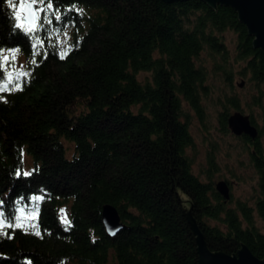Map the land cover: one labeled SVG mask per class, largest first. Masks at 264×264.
Returning a JSON list of instances; mask_svg holds the SVG:
<instances>
[{"label":"trees","instance_id":"1","mask_svg":"<svg viewBox=\"0 0 264 264\" xmlns=\"http://www.w3.org/2000/svg\"><path fill=\"white\" fill-rule=\"evenodd\" d=\"M20 2L0 0V211L8 223L22 216V227L0 228V264H199L175 188L192 203L211 253L236 255L241 244L263 261L264 120L254 141L242 137L258 176L252 205L229 207L210 179L193 174L187 154L193 137L185 106L201 119L208 96L203 53L226 69L229 86L236 64L238 76L264 84V50L253 47L236 11L203 0H53L67 27L41 21L25 35L15 27ZM227 32L237 40L234 59ZM14 49L29 75L10 81L13 62L3 57ZM230 109L241 110L236 99L219 114L226 131ZM105 204L125 225L113 238L101 220ZM37 206L36 227L25 225Z\"/></svg>","mask_w":264,"mask_h":264},{"label":"rangeland","instance_id":"2","mask_svg":"<svg viewBox=\"0 0 264 264\" xmlns=\"http://www.w3.org/2000/svg\"><path fill=\"white\" fill-rule=\"evenodd\" d=\"M236 42V37L232 33L227 32L225 34V43L231 59L235 57ZM15 55L16 59H12L13 65L8 71L12 75L22 77L26 62L19 53ZM200 62L208 71L206 83L208 96L202 97V118L197 117L189 107L185 106L190 116L189 129L193 137V147L187 150L188 156L193 161V174L202 181H209L208 179H210L214 185L220 181L226 182L231 194L229 207H234L237 201L252 205L253 199L258 194V176L250 156L252 148L242 140L243 135L240 137L233 135L228 128V124L227 131L222 128L219 123V114L223 111V106L227 105V102L236 99L241 110L230 109L229 116L235 112L248 116L251 125H255L256 127H254L260 130L264 120V84L255 86L249 83L248 76L245 78L238 76L237 73L240 68L235 63L233 83L232 86H229L224 78V70L226 69L216 67L215 60L206 52L201 55ZM231 62L234 63V61ZM217 63L220 62L217 61ZM219 68H221V71H218ZM144 77L150 79L148 74L139 76L140 79ZM240 84H242L241 87ZM258 98L260 104L256 105L255 102ZM252 121H254V125ZM259 142L264 152V138L259 137ZM67 147L72 152L73 147L69 145ZM210 162H212V166L209 165ZM27 166H30L28 159ZM26 217L28 219L25 221V225H35L33 219L29 216ZM256 222L258 226H262L260 220L256 219Z\"/></svg>","mask_w":264,"mask_h":264},{"label":"water","instance_id":"3","mask_svg":"<svg viewBox=\"0 0 264 264\" xmlns=\"http://www.w3.org/2000/svg\"><path fill=\"white\" fill-rule=\"evenodd\" d=\"M164 3H174L185 0H161ZM209 6L215 9L216 4L231 7L238 14L239 21L247 28L248 34L254 37L253 47L264 50V0H203ZM27 27V23H25ZM240 87L242 84L239 85ZM230 132L237 136H247L254 141L258 137L257 129L251 125L248 116L242 115L239 112L233 113L227 120ZM176 193L178 200L183 208V213L187 218L189 227L195 236L197 243V253L199 257V264H264L240 244L241 249L237 251L236 255H226L219 252L211 253L205 246L204 241L199 233L195 221L191 217L190 208L192 203L183 195L178 189ZM216 192L223 198L224 202L231 199L230 189L226 182L220 181L215 185ZM62 214V213H61ZM101 220L106 234L109 237H115L122 230L125 225L121 222L120 216L116 208L110 204H105L101 210ZM115 232L113 235L112 233Z\"/></svg>","mask_w":264,"mask_h":264},{"label":"snow or ice","instance_id":"4","mask_svg":"<svg viewBox=\"0 0 264 264\" xmlns=\"http://www.w3.org/2000/svg\"><path fill=\"white\" fill-rule=\"evenodd\" d=\"M46 5V7H44ZM10 6H13L11 4L10 0ZM57 6L54 4L53 0H21L19 3V6L17 10L14 13V19L16 20L15 27L17 29H22L25 32V35H30L31 33H34L36 31H39L42 27L43 24H48L52 25L54 22L59 24V23H64L65 28L67 27V21L64 20V18L59 14L58 11H56ZM46 9L52 10V16L49 17L48 15H41L46 11ZM43 21V24L41 23ZM25 23H27V28H25ZM57 32H60L61 29L57 28ZM66 34V33H65ZM37 47L36 44L32 45V48L35 49ZM19 49H14L10 53L9 56H4L3 61L7 63L9 59H16L15 53L19 52ZM35 51L33 52V55H37ZM67 55V52H62L60 54L61 59H65ZM44 57L47 58V53L44 54ZM32 63H36L35 60L32 61ZM11 73H8L7 78L11 79ZM23 75H29L28 73H23ZM20 90V89H17ZM0 91H3V86L0 85ZM31 173L29 172H24L23 176L27 177L30 176ZM17 177L21 176V173L18 171L16 173ZM33 201H41L44 199L42 196H34L31 198ZM3 206V202H0V207ZM62 216H61V221L62 223H69L67 221V216L64 214V210H61ZM28 216L31 219H37L39 217V207L37 206L32 212L28 213ZM7 219L5 217V213L3 211H0V228L2 227H9V228H20L22 225L19 223V221L22 219V216H17L15 217V220L17 221L16 223H8ZM32 227H36V225H31ZM67 230V228L65 229ZM36 235H40L39 231L35 232ZM113 235L115 232L112 233Z\"/></svg>","mask_w":264,"mask_h":264}]
</instances>
